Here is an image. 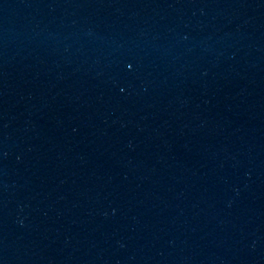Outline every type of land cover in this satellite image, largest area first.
I'll list each match as a JSON object with an SVG mask.
<instances>
[{
    "label": "water",
    "instance_id": "1",
    "mask_svg": "<svg viewBox=\"0 0 264 264\" xmlns=\"http://www.w3.org/2000/svg\"><path fill=\"white\" fill-rule=\"evenodd\" d=\"M0 264H264V0L0 4Z\"/></svg>",
    "mask_w": 264,
    "mask_h": 264
}]
</instances>
